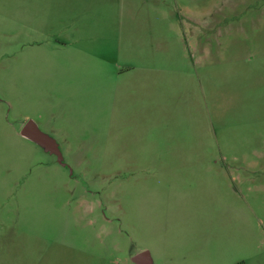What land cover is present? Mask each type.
<instances>
[{"label":"rangeland","instance_id":"rangeland-1","mask_svg":"<svg viewBox=\"0 0 264 264\" xmlns=\"http://www.w3.org/2000/svg\"><path fill=\"white\" fill-rule=\"evenodd\" d=\"M143 250L264 264V0H0V264Z\"/></svg>","mask_w":264,"mask_h":264},{"label":"water","instance_id":"water-1","mask_svg":"<svg viewBox=\"0 0 264 264\" xmlns=\"http://www.w3.org/2000/svg\"><path fill=\"white\" fill-rule=\"evenodd\" d=\"M20 134L30 141L38 144L45 152L57 157L58 162L63 161L58 143L49 134L42 131L33 120H27L20 129ZM135 264H153L148 250H143L131 257Z\"/></svg>","mask_w":264,"mask_h":264},{"label":"crops","instance_id":"crops-1","mask_svg":"<svg viewBox=\"0 0 264 264\" xmlns=\"http://www.w3.org/2000/svg\"><path fill=\"white\" fill-rule=\"evenodd\" d=\"M38 125V124H37ZM39 127V126H38ZM40 128V127H39ZM43 131V130H42ZM20 133V132H19ZM46 133V132H45ZM21 135V134H20ZM22 136V135H21ZM51 136V135H50ZM54 138V137H53ZM27 139V138H26ZM55 139V138H54ZM29 140V139H28ZM56 140V139H55ZM57 142V141H56ZM58 143V142H57ZM36 144V143H35ZM38 145V144H37ZM39 146V145H38ZM58 146H59V144H58ZM60 149V148H59ZM48 153V152H47ZM150 253V252H149ZM150 257H151V259H152V263L154 264V262H153V258H152V256H151V253H150Z\"/></svg>","mask_w":264,"mask_h":264},{"label":"flooded vegetation","instance_id":"flooded-vegetation-1","mask_svg":"<svg viewBox=\"0 0 264 264\" xmlns=\"http://www.w3.org/2000/svg\"><path fill=\"white\" fill-rule=\"evenodd\" d=\"M59 148H60V147H59ZM52 155H53V154H52ZM56 158H57V157H56ZM58 163L63 164V165L66 164L64 160H63L62 162H58ZM84 191H86V190L84 189ZM104 211H105V208L101 209V212H104Z\"/></svg>","mask_w":264,"mask_h":264}]
</instances>
